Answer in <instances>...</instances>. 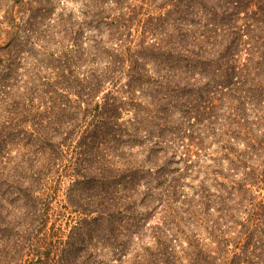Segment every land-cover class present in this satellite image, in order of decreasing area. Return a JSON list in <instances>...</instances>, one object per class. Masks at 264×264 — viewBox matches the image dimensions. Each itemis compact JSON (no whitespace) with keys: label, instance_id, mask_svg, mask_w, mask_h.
<instances>
[{"label":"trees","instance_id":"1","mask_svg":"<svg viewBox=\"0 0 264 264\" xmlns=\"http://www.w3.org/2000/svg\"><path fill=\"white\" fill-rule=\"evenodd\" d=\"M74 1L0 0V264H264V0Z\"/></svg>","mask_w":264,"mask_h":264},{"label":"rangeland","instance_id":"2","mask_svg":"<svg viewBox=\"0 0 264 264\" xmlns=\"http://www.w3.org/2000/svg\"><path fill=\"white\" fill-rule=\"evenodd\" d=\"M45 2V1H44ZM56 3H58L60 6H66L67 8H72L73 6H74V4H75V1L74 0H53V4H56ZM53 4H51V6L53 5ZM57 9H58V7H56V9H55V13L57 12ZM52 13L51 14V16H48L46 19H45V23H46V25H48V24H51L53 21H54V18H55V13ZM0 14L1 15H3L4 14V9H1L0 10ZM43 27V26H42ZM151 70H152V68H151ZM180 151H181V149L179 148V151H178V154H180ZM176 158H178V155L176 156ZM207 162H209V163H211V161L210 160H208ZM180 166V165H179ZM181 166H182V164H181ZM189 174V173H188ZM199 178H201V177H199ZM186 179L188 180L189 179V177H186ZM191 183H197L196 181H191ZM66 184H61L60 185V188H59V191H58V193H57V199H60V200H63V198H64V189H65V186ZM155 221V218L153 217V218H151L150 220H149V223H153Z\"/></svg>","mask_w":264,"mask_h":264}]
</instances>
